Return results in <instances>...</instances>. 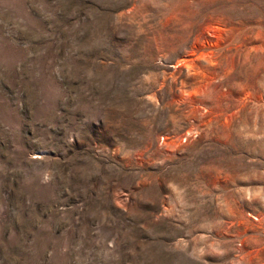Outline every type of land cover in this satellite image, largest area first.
<instances>
[{"label": "rangeland", "instance_id": "374dc122", "mask_svg": "<svg viewBox=\"0 0 264 264\" xmlns=\"http://www.w3.org/2000/svg\"><path fill=\"white\" fill-rule=\"evenodd\" d=\"M0 264H264V0H0Z\"/></svg>", "mask_w": 264, "mask_h": 264}]
</instances>
